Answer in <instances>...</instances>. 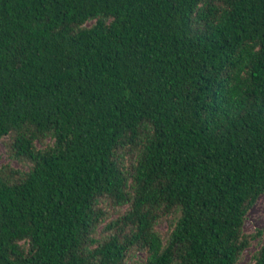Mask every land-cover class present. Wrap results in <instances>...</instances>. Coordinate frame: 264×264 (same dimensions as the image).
<instances>
[{
	"label": "trees",
	"instance_id": "trees-1",
	"mask_svg": "<svg viewBox=\"0 0 264 264\" xmlns=\"http://www.w3.org/2000/svg\"><path fill=\"white\" fill-rule=\"evenodd\" d=\"M5 136L31 167L0 173V264H236L264 192V0H0ZM102 201L128 209L96 241Z\"/></svg>",
	"mask_w": 264,
	"mask_h": 264
},
{
	"label": "rangeland",
	"instance_id": "rangeland-1",
	"mask_svg": "<svg viewBox=\"0 0 264 264\" xmlns=\"http://www.w3.org/2000/svg\"><path fill=\"white\" fill-rule=\"evenodd\" d=\"M95 23V21H88L84 26L90 27ZM10 142V137L5 136L0 139V173H6L9 170L18 171L20 174H25L31 164L26 161H17L12 158L8 152V144ZM54 140L52 137H47L43 141L36 143V148L44 150L53 145ZM137 158L136 152L132 153L128 146H123L119 150V159L123 165L124 170H126L133 161ZM101 206L107 211V215L101 220L99 226L96 229L94 239L100 240V238L105 236L104 227L107 223L119 218L123 215L128 207L127 205H122L120 207L112 208L106 201H102ZM179 213L168 214L161 218L155 225V231L161 237L160 239L164 242L169 237L177 219ZM243 236L249 238L248 247L241 253L236 264H254L255 255L259 251L264 238V192L259 196L255 204L249 210L243 226H242ZM146 256L142 252L131 251L127 259V264H134L136 262H144Z\"/></svg>",
	"mask_w": 264,
	"mask_h": 264
}]
</instances>
